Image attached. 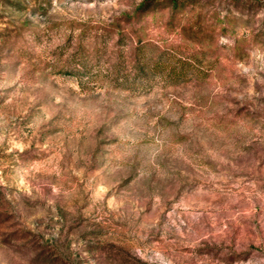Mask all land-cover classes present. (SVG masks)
<instances>
[{
  "label": "rangeland",
  "instance_id": "374dc122",
  "mask_svg": "<svg viewBox=\"0 0 264 264\" xmlns=\"http://www.w3.org/2000/svg\"><path fill=\"white\" fill-rule=\"evenodd\" d=\"M158 2L0 0V264H264V0Z\"/></svg>",
  "mask_w": 264,
  "mask_h": 264
},
{
  "label": "trees",
  "instance_id": "16d2710c",
  "mask_svg": "<svg viewBox=\"0 0 264 264\" xmlns=\"http://www.w3.org/2000/svg\"><path fill=\"white\" fill-rule=\"evenodd\" d=\"M152 1H153V2H156V3H159V2H158L159 0H152ZM146 7H147V6H146V3L143 2V3L140 5V7L138 8V10L141 11V12H142V11L144 12V10L146 9ZM142 16H143V14H140L139 16H136V17H137L138 19H140ZM136 33H137V32L133 30V34H134L135 36H136ZM130 36H131V35H130ZM133 39H135V38L133 37ZM138 41H140V40H138ZM142 47H143V46L139 44V46H137V52L141 51ZM136 63H140V61L137 59V60H136ZM139 71H141V73H142V72H143V68H141Z\"/></svg>",
  "mask_w": 264,
  "mask_h": 264
}]
</instances>
